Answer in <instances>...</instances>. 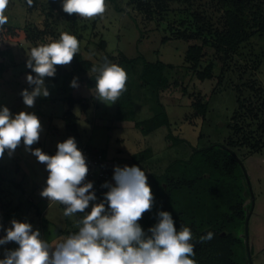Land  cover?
Returning <instances> with one entry per match:
<instances>
[{"label":"rangeland","instance_id":"obj_1","mask_svg":"<svg viewBox=\"0 0 264 264\" xmlns=\"http://www.w3.org/2000/svg\"><path fill=\"white\" fill-rule=\"evenodd\" d=\"M106 4L107 10L102 17L89 20L77 15L82 33L78 39L80 52L93 63L92 68L78 72V62L72 61L70 65L62 66V70H72L80 77L90 76L98 72L92 69H98L105 61L115 63L108 55L116 57L119 52L124 53L135 58L129 67L132 100L130 103L122 101L125 103L119 114L117 101L112 105L99 101L95 87H89L79 79L78 86L72 90L77 99L72 111L78 117V135L73 138L77 146L89 143L103 149L114 166L137 165L145 172L155 196L152 211L145 213L139 221L147 231L158 222L156 214L162 211L164 174L178 172L177 164L168 166L178 159H188L193 146L226 142L227 136L233 134L228 124L237 108L238 96L244 106L251 104L259 109L257 117L246 116L250 129L256 130L264 121V33L253 24L255 12L256 16L264 18V0H250L246 9L249 14L248 36L235 50L217 49V37L226 28L223 3L219 0H106ZM61 5L62 0H33L31 7L27 0H9L5 12L8 23L0 30V60L6 66L0 77V106L9 108L13 115L24 111L39 118L43 131L39 142L32 148H40L48 155L56 153L58 142L69 138L62 115L68 107L65 89L72 76H63V72L56 68V80L45 78L49 97H37L32 108L25 106L20 92L26 88L32 90L25 79L26 74H31L26 67L31 49L48 41H59L60 34L68 29L71 15L65 13ZM155 7L159 11L153 10ZM49 28H54L59 36L48 32ZM200 28L203 33L199 38L186 40L179 35L196 34ZM41 30L47 31L40 34L42 38L38 36ZM203 39L207 43L198 69H203L208 61L214 63V68L211 78L200 79L187 68L191 62L185 55L189 44ZM102 40L105 41L104 47L101 46ZM144 60H161L175 66L169 72L168 86L157 90L142 82L140 72ZM79 97L82 99L78 100ZM198 101L207 104L204 115L196 114ZM163 110L167 113L169 127L162 125L145 133L135 125L136 121L148 119ZM169 130L173 136L184 140L171 144L173 138L167 137ZM244 134H239V144L233 149L242 160L243 171L250 183L248 201L251 199L252 204L248 209L247 242L253 264H264V148L256 151L244 144ZM146 148L150 150L148 157L137 158ZM29 168L34 174H29ZM42 170H45V165L26 152L23 144L11 157L6 152L0 160V175H3L4 192L13 203L3 208L0 204V211L10 210L12 213L8 228L12 220L28 222L34 230L40 231L42 238L52 242L66 237L69 231L78 230L76 222L82 219L83 214L65 217L63 205L40 196L46 186L43 181L39 185L40 180H37ZM44 172L47 173L46 170ZM16 178L21 186L14 183ZM110 184H114L112 178ZM30 204L35 211L29 209ZM45 205L43 218L36 211L41 212ZM2 235H5L4 231ZM16 247L14 243L0 245V259L5 249Z\"/></svg>","mask_w":264,"mask_h":264},{"label":"clouds","instance_id":"obj_2","mask_svg":"<svg viewBox=\"0 0 264 264\" xmlns=\"http://www.w3.org/2000/svg\"><path fill=\"white\" fill-rule=\"evenodd\" d=\"M33 0H27L31 7ZM9 0H0V30L8 23L5 15ZM62 10L84 19L102 17L107 10L106 0H62ZM80 52V42L74 35L61 33L59 41L33 47L26 60L32 74H26L31 87L22 89L20 95L25 106H35L37 97L50 95L45 78H54L56 66H68ZM96 98L112 105L127 90V73L116 64L105 61L98 69ZM76 77L70 86L76 88ZM43 131L41 121L34 113L21 111L13 115L9 108L0 106V160L7 152L13 156L23 144L26 152L45 165L47 179L39 193L50 202L63 205L65 217L83 214L77 220V231L52 242L41 237L28 222L11 221V227L0 229V245L14 243L18 247L5 249L0 264H196L193 234L188 227L176 230L175 221L168 211H158V222L145 231L139 221L151 212L155 196L148 183V176L137 165L114 166V184L105 182L108 188L103 200L97 201L93 182L87 179V158L78 148L75 138L69 137L56 145V153L48 155L40 148H32L39 142ZM90 202L91 207H90ZM90 211L86 212V209ZM207 233L201 242L211 240Z\"/></svg>","mask_w":264,"mask_h":264},{"label":"trees","instance_id":"obj_3","mask_svg":"<svg viewBox=\"0 0 264 264\" xmlns=\"http://www.w3.org/2000/svg\"><path fill=\"white\" fill-rule=\"evenodd\" d=\"M219 1L223 3L226 28L217 37V49L226 48V50H235L248 36L249 14L246 9L250 0ZM147 5L150 6L149 3ZM155 9L159 11V8L155 7L153 10ZM256 13L253 14V24L264 33V18L256 16ZM67 24L68 29L64 32L80 39L82 33L77 15L72 14ZM45 32L47 31L41 30L37 33L42 38L40 34ZM48 32H51L55 36L60 34L56 33L54 28H49ZM202 33L203 29L200 28L196 34L182 33L179 35L187 40L199 38ZM49 43V41L46 42V44ZM206 43L207 41L203 39L201 42L189 44L186 49L185 57L191 62V65L187 68L194 71L200 79L211 78L213 75L214 63L212 61L206 62L203 69H198ZM101 46H105V41H101ZM108 57L115 62L114 64L120 66L127 73V90L116 102L117 111L121 114L123 104L125 103L122 101L128 100L130 103L132 100L129 67L135 58H130L120 52L116 57L113 55H108ZM73 61L78 62V72L90 70L93 65L90 60L83 57L81 52L74 57ZM174 67L173 64L164 63L161 60H144L140 78L143 83L150 84L159 90L169 85V72ZM56 68L61 73L63 72V76L71 74L72 80L74 77L78 78L77 82L79 79L84 80L89 87H95L96 78L99 75V72H95L90 76L80 77L78 74H74L72 70H62V66H56ZM5 69V63L0 60V77ZM29 71L32 75H35L31 72V69ZM56 79L54 77L53 80ZM73 89L70 83L65 89V92H68L65 98L68 107L62 115L65 120L67 135L70 137H75L78 133V117L72 111L74 103L77 101L72 93ZM81 99L82 97H79L78 100ZM85 105L83 104V106ZM195 107L197 115H204L207 104L198 101ZM259 108L261 109V107ZM258 111V107H253L251 104L244 106L243 100L238 96L237 108L234 110L231 118L232 121L228 124L233 134L227 136V141L210 142L203 146H193L192 154L188 159H178L168 166L170 168L174 164H177V173L170 174L166 172L164 174L163 181L165 182V187L162 186L161 188L162 211L171 213L177 231H180L183 227L190 228L193 234L191 243L194 244L195 253L190 258L194 259L196 264H250L247 253L248 248L245 242V221L249 213L248 209H251L252 204L251 199L248 201L250 183L247 181L246 174L243 171L242 160L238 157L233 147L239 144V134L245 132L242 136L244 144L250 145L256 151L264 148V121H262L256 130L250 129V123H246L247 117H257ZM135 125L141 127L145 133H148L162 125L169 127V120L166 111L163 110L148 119L136 121ZM235 135L237 138H234ZM167 137L173 138L171 144L174 141L178 143L180 140H184L183 138L173 136L170 130ZM148 151L150 150L146 148L144 153H140L137 158H147ZM2 178L3 175H0V182ZM107 191L108 188L96 194L97 200H103L104 193ZM2 194L3 189L0 184V203L2 201ZM11 214L10 210L0 211V224L3 227H5ZM76 231H69L68 234ZM209 232L213 234V238L201 242L200 238L206 236Z\"/></svg>","mask_w":264,"mask_h":264},{"label":"built area","instance_id":"obj_4","mask_svg":"<svg viewBox=\"0 0 264 264\" xmlns=\"http://www.w3.org/2000/svg\"><path fill=\"white\" fill-rule=\"evenodd\" d=\"M85 157L89 166V175L87 179L93 182V190L99 194L106 189L101 187L105 182L110 183L113 174V162L105 155L103 149L95 148L91 145L84 144L79 148Z\"/></svg>","mask_w":264,"mask_h":264},{"label":"crops","instance_id":"obj_5","mask_svg":"<svg viewBox=\"0 0 264 264\" xmlns=\"http://www.w3.org/2000/svg\"><path fill=\"white\" fill-rule=\"evenodd\" d=\"M78 132V131H77ZM77 135H78V133H77ZM76 135V136H77ZM75 136V137H76ZM68 137H70V136H68ZM86 144V143H85ZM87 144H89V143H87ZM80 146H78V148H79ZM52 150H53V148L52 149H50V151L52 152ZM46 154H48V153H46ZM53 155H54V153H53ZM35 160H36V158H35ZM45 170H42V171H40V173H38V175H37V180L39 181L40 180V183H39V185H41L42 184V181H43V183H45V181H46V179H47V173L46 172H44ZM29 174L30 175H32V174H34V171L31 169V168H29ZM14 183L17 185V186H21V183H20V181L16 178L15 180H14ZM0 184H1V187H2V189H3V194H2V201H1V207L3 208V207H8V206H10L12 203H13V201H12V199L9 197L8 198V195L4 192V188H3V186H2V180H1V182H0ZM26 190H28V188H26ZM3 202V203H2ZM16 205H18V204H16ZM30 207H32V208H30ZM34 207H33V205L32 204H30V206H29V209H31V211H35V209H33ZM46 208H47V205H45L44 206V208L42 209V211L41 212H38V211H36L37 212V214H39L40 216H43V218H44V213L46 212ZM11 216H12V214H11ZM11 216H10V218L9 219H11ZM42 218V219H43ZM9 219H8V221L6 222V225H5V228L7 227V224H8V222H9ZM8 228V227H7ZM0 234H1V236H3L2 235V229H0Z\"/></svg>","mask_w":264,"mask_h":264},{"label":"water","instance_id":"obj_6","mask_svg":"<svg viewBox=\"0 0 264 264\" xmlns=\"http://www.w3.org/2000/svg\"><path fill=\"white\" fill-rule=\"evenodd\" d=\"M249 215H250V213L247 214L246 221H245V235H246V241L245 242H246V246L248 248V252L247 253H248L249 263L253 264L252 257H251V251H250V248H249V245H248V242H247Z\"/></svg>","mask_w":264,"mask_h":264}]
</instances>
